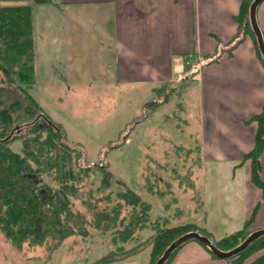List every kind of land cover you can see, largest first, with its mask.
<instances>
[{"label":"crops","instance_id":"0c3cea01","mask_svg":"<svg viewBox=\"0 0 264 264\" xmlns=\"http://www.w3.org/2000/svg\"><path fill=\"white\" fill-rule=\"evenodd\" d=\"M32 2L37 77L39 62L46 64L58 54L74 62L69 49H95L96 65L99 57H105L108 76L123 85L147 84L160 92L167 86L177 90L183 81L189 83L178 94L197 100L200 138L195 140V160L204 166L225 165L228 172L240 174L237 190L223 200L211 202V194L206 193L204 219L189 218L175 225L168 218L169 226L195 223L209 232L213 242L243 228L249 232L264 229V148L261 185L252 180L251 159H245L255 145L258 124L252 117L264 106V62L254 36L236 17L243 0ZM37 6L44 9V20L38 25ZM257 20L264 36V1L257 9ZM82 53L85 58L75 64L93 65L90 52ZM213 209L218 210L211 213ZM194 211L197 215L198 210ZM174 214L181 216L183 211L177 209ZM262 254L264 247L243 264H251ZM170 264H231V259L213 257L206 245L189 240L174 253Z\"/></svg>","mask_w":264,"mask_h":264},{"label":"rangeland","instance_id":"374dc122","mask_svg":"<svg viewBox=\"0 0 264 264\" xmlns=\"http://www.w3.org/2000/svg\"><path fill=\"white\" fill-rule=\"evenodd\" d=\"M15 3H27L33 8L32 0L4 4ZM35 14L38 25L44 20L43 7L37 6ZM50 19L58 22L56 17ZM39 36L43 41L42 34ZM108 43L110 36L106 39ZM84 50L90 52L93 65L75 64L85 58ZM95 51L69 49L74 62H68L60 54L46 64L39 62V75L29 91L63 126L69 140L84 146L87 162L108 164L112 178L105 193L111 192L113 201H103L99 207L109 210L117 201L116 193L130 189L151 205L152 220L167 217L176 225L189 218L204 219L206 193L211 194V202L223 200L229 192L237 190L236 179L240 173L234 175L233 170L228 172L227 166L216 163L199 165L195 160V140L200 138L197 100L190 95L183 99L178 94V90L186 91L189 83L183 81L177 90H169L167 86L160 92L152 91V86L147 84L123 85L108 76L105 57L98 56L99 65H96ZM132 125L135 126L131 128ZM127 132L129 135L124 140ZM116 144L118 146L113 147ZM21 147L20 140L12 143L15 151H21ZM102 177V172L94 169L80 184L82 197L74 200V210L81 217L79 227L57 249L49 251L45 245H25L22 250L17 249L0 230V264H94L113 250L112 231L102 234L96 230L92 226L93 212L81 202L82 199L95 202V196L100 195L95 188ZM149 185H153L156 192L151 191ZM91 189L92 196L88 194ZM177 209H182L183 215L176 216ZM152 233L149 226L138 230L136 237L123 246L129 249L140 244L139 251L107 264H149L152 246L148 239Z\"/></svg>","mask_w":264,"mask_h":264},{"label":"trees","instance_id":"16d2710c","mask_svg":"<svg viewBox=\"0 0 264 264\" xmlns=\"http://www.w3.org/2000/svg\"><path fill=\"white\" fill-rule=\"evenodd\" d=\"M33 1L46 3L50 0ZM251 2L243 0L242 9L236 17L257 43L249 20ZM32 11V6L27 3L0 4V230L5 237L21 250L25 245H45L49 251L57 249L79 227L81 217L74 210V200L81 199L80 184L94 169H99L103 175L95 188L100 195L95 196V202L91 199H82L81 202L93 212L92 226L96 230L102 234L112 231L111 241L115 246L94 264H107L137 253L140 244L125 249L123 243L134 239L137 231L146 226L153 231L148 239L152 246L149 264H155L166 247L188 231H199L210 237L195 223L169 226L167 217L150 219L151 205L130 189L118 191L117 201L109 210L99 207L103 201H113L111 192L105 193L112 178L108 164L105 161L87 162L84 146L70 141L63 126L43 109L29 91L36 80ZM258 53L264 62L259 48ZM252 120L258 124L255 145L245 159H251L252 180L261 185L264 106ZM128 135L129 132L123 136L124 140ZM16 140L22 144L19 152L12 148ZM168 187L171 190L169 183ZM149 189L156 192L153 185H149ZM88 194L92 196L93 190ZM250 233L243 228L214 240V243L222 250H229ZM263 247L264 236H261L230 258L231 264H243L247 257ZM177 250L165 264H170ZM251 264H264V254Z\"/></svg>","mask_w":264,"mask_h":264},{"label":"water","instance_id":"95a60500","mask_svg":"<svg viewBox=\"0 0 264 264\" xmlns=\"http://www.w3.org/2000/svg\"><path fill=\"white\" fill-rule=\"evenodd\" d=\"M262 1L264 0H252L249 8V20L257 39L259 51L262 57L264 58V36L257 20V9ZM261 236H264V229L255 230L251 232L246 237V239L236 247L229 250H222L213 242V240L209 236L199 231L191 230L175 238L166 247V249L164 250L162 255L157 259L155 264H165L166 260L171 256L173 251L189 240H197L202 244L206 245L210 249V251L218 258L227 259L232 258L233 256L246 249L251 242Z\"/></svg>","mask_w":264,"mask_h":264}]
</instances>
